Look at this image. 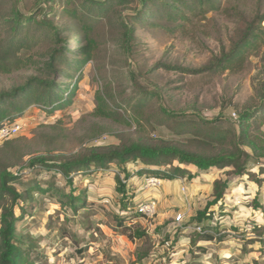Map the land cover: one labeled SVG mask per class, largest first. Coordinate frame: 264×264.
Instances as JSON below:
<instances>
[{"label": "trees", "instance_id": "trees-1", "mask_svg": "<svg viewBox=\"0 0 264 264\" xmlns=\"http://www.w3.org/2000/svg\"><path fill=\"white\" fill-rule=\"evenodd\" d=\"M209 14L231 19L235 28L201 68L157 65L144 70L136 65L135 73L127 63L134 62L137 55L138 26L166 30L170 34L187 29L195 31L210 21ZM107 23L120 29L116 46L126 59L123 73H107L100 64L98 31ZM253 59L262 63L257 93L249 106L236 107L237 118L233 121L222 115L205 119L178 109L153 81V73L161 68L210 78L241 74L250 68ZM88 63L93 64V78L99 84L94 93L97 116L128 125L132 121L135 126L163 128L176 140L89 148L69 157L31 156L24 139L2 141L0 264H41L42 256L31 235L20 234L16 227L35 208L36 194L55 199L60 208H69L74 215L86 208L84 191L74 195V191L63 193L51 184L41 188L35 181L22 183L24 175L32 171L55 172L71 184L75 175L87 176L115 166L116 192L121 196L119 204L125 216L113 215L114 225L110 228L131 243L147 244L148 233L132 223L143 216L131 208L135 195L126 188L130 177L145 175L162 181L194 179L197 173L227 167L241 176L246 172L249 158L257 163L264 161V0H36L32 3L0 0V73L33 71L19 85L0 91V130L15 124L30 107L52 116L70 106ZM25 157H28L26 161ZM133 164L142 167L129 170ZM187 167H194L197 173H191ZM254 182L260 185V181ZM15 184L21 188L17 189ZM226 187L227 181L213 182V200L208 207L222 200ZM205 213H197L192 224L207 225L210 215ZM259 229L253 227L255 233ZM263 234L261 227V234L248 244L259 243V253L264 257ZM190 238H194L191 243L196 245V241L222 242L225 235H212L201 229L199 233L193 230ZM148 254L147 249H137L132 264H139Z\"/></svg>", "mask_w": 264, "mask_h": 264}, {"label": "rangeland", "instance_id": "rangeland-1", "mask_svg": "<svg viewBox=\"0 0 264 264\" xmlns=\"http://www.w3.org/2000/svg\"><path fill=\"white\" fill-rule=\"evenodd\" d=\"M207 18L210 21L202 29H187L183 33L170 34L166 30L138 26L137 55L134 62L127 63L135 73L136 65L144 70L157 65L188 70L201 68L235 28L234 22L224 16L209 14ZM119 34L120 29H114L112 23L98 31L100 64L110 74L123 73L127 66L122 51L116 46ZM261 65L259 60L253 59L250 68L241 74L212 78L161 68L153 73V81L178 109L194 112L205 119L222 115L233 121L236 119L231 114L237 118L236 107L242 109L254 100L261 80ZM32 74V70L0 73V91L19 85ZM98 85L93 78V64L88 63L70 106L57 110L52 116H46L35 107L28 108L16 121L19 130L11 139H24L31 156L67 157L89 148L176 140L163 128L152 129L146 124L135 126L132 121L128 125L97 116L94 93ZM262 131L264 133V125ZM27 159L25 157V161ZM141 167L133 164L129 170ZM188 169L197 173L194 168ZM117 173L115 166H109L87 176L75 175L71 184L55 172L35 170L24 175L22 183L35 181L41 188L51 184L63 193L74 191V195L84 191L86 197V208L74 215L69 208H60L49 196L39 193L34 196L35 208L16 227L20 234L31 235L42 256L41 264H132L135 251L143 248L149 254L139 264H264L259 243L248 244L264 227V161L257 163L249 158L246 172L241 176L228 167L210 169L197 173L194 181L187 178L183 185L145 175L130 177L126 188L135 195L131 208L137 209L149 200L156 202L153 216L132 221L148 233L150 241L147 244L131 243L110 228L114 225L113 215L125 216L120 209L121 196L116 192L114 178ZM119 175L122 179L123 174ZM152 178L157 182L147 187L145 180ZM217 180L227 181V187L222 200L208 207L213 200L212 184ZM255 180L260 181L259 186ZM203 211L210 216L207 225L200 224L202 230L212 235H225L222 242L191 243L194 240L190 238L193 219ZM177 216L182 219L180 224L175 221ZM255 226L260 228L256 233Z\"/></svg>", "mask_w": 264, "mask_h": 264}, {"label": "built area", "instance_id": "built-area-1", "mask_svg": "<svg viewBox=\"0 0 264 264\" xmlns=\"http://www.w3.org/2000/svg\"><path fill=\"white\" fill-rule=\"evenodd\" d=\"M231 115L234 119H236L235 114L232 113ZM18 130H19V125H17V123L4 127L2 130H0V141L2 142L4 140L11 139L12 137H14L17 134ZM145 182L147 184L146 185L147 187H152L153 185H155L157 180L152 178V179H146ZM137 211L144 218H150L151 216H153L155 214L156 202L149 200L143 204H140L137 207ZM181 220L182 219L180 216H177L175 218V221L177 224H180ZM192 229L199 233V232H201L202 227L200 225H194Z\"/></svg>", "mask_w": 264, "mask_h": 264}, {"label": "crops", "instance_id": "crops-1", "mask_svg": "<svg viewBox=\"0 0 264 264\" xmlns=\"http://www.w3.org/2000/svg\"><path fill=\"white\" fill-rule=\"evenodd\" d=\"M190 168H194V167H190ZM188 169V167H187ZM195 169V168H194ZM190 171V169H188ZM191 172V171H190ZM198 178V177H197ZM187 182V177H183V178H179V180H174V181H168L169 183H177L179 182L180 184L183 185V182ZM191 181H194L193 179H191Z\"/></svg>", "mask_w": 264, "mask_h": 264}]
</instances>
